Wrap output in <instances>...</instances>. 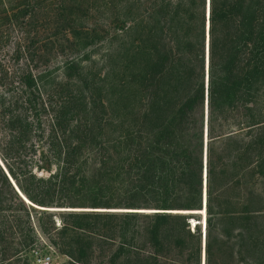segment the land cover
Here are the masks:
<instances>
[{"label": "trees", "instance_id": "16d2710c", "mask_svg": "<svg viewBox=\"0 0 264 264\" xmlns=\"http://www.w3.org/2000/svg\"><path fill=\"white\" fill-rule=\"evenodd\" d=\"M103 174L151 211L63 212L66 264H201L204 217L205 264H264V0H0V264L55 224L20 191Z\"/></svg>", "mask_w": 264, "mask_h": 264}, {"label": "rangeland", "instance_id": "374dc122", "mask_svg": "<svg viewBox=\"0 0 264 264\" xmlns=\"http://www.w3.org/2000/svg\"><path fill=\"white\" fill-rule=\"evenodd\" d=\"M57 170V166L53 167V171ZM40 176L48 178L50 173L48 171L38 172ZM84 177V178H83ZM80 178V177H78ZM82 181L70 182L67 187L70 189L69 197L65 195H59L61 199H56L55 202L49 206L59 207L62 209H50L54 214L52 219L55 224L51 222V218L45 214L37 213V211L30 212L32 221L35 222V229L31 232L28 231L30 238L27 240V246L22 250V258L15 264H36L35 255H31V249L35 248L40 252H50L53 256L52 264H66L70 256L65 253L62 248L57 244L60 239L57 227H61L62 217H67L63 212L69 210H81L90 212H126L134 211L137 209L129 208H151L144 205H140L142 199L133 196L124 189L118 181L108 179L104 174L98 177H90L88 175L82 176ZM73 181V180H72ZM63 205V206H61ZM48 206V205H47ZM135 206V207H134ZM78 208V209H77ZM138 209V210H141ZM99 210V211H95ZM151 211V210H143ZM197 216L203 220V216L200 213ZM43 227L40 226V220ZM120 217L116 215V218L108 221L109 223H120ZM47 227V228H46ZM202 227V226H201ZM205 232V230H204ZM61 248V249H60ZM36 251V250H35Z\"/></svg>", "mask_w": 264, "mask_h": 264}, {"label": "water", "instance_id": "95a60500", "mask_svg": "<svg viewBox=\"0 0 264 264\" xmlns=\"http://www.w3.org/2000/svg\"><path fill=\"white\" fill-rule=\"evenodd\" d=\"M205 170V169H204ZM204 174H205V172H204ZM203 189H204V187H203ZM20 191V190H19ZM20 193L22 194V196L27 200V201H29L30 203H32L33 205H35V206H38V207H40V208H45V209H62V208H59V207H47V205H40V204H37V203H35V202H33V201H31L25 194H23L21 191H20ZM29 199V200H28ZM205 200H206V198H205V190H204V192H203V198H202V208L204 207V205H205ZM192 212H199V211H194V210H191ZM194 219H192V222H193V224H194V222H198V221H193ZM201 226H202V244H201V246H202V251H201V264H205V246H204V244H205V237L203 236V223L201 224Z\"/></svg>", "mask_w": 264, "mask_h": 264}, {"label": "built area", "instance_id": "2783aa9c", "mask_svg": "<svg viewBox=\"0 0 264 264\" xmlns=\"http://www.w3.org/2000/svg\"><path fill=\"white\" fill-rule=\"evenodd\" d=\"M35 263L36 264H52L53 256L52 253L35 251Z\"/></svg>", "mask_w": 264, "mask_h": 264}, {"label": "bare ground", "instance_id": "6f19581e", "mask_svg": "<svg viewBox=\"0 0 264 264\" xmlns=\"http://www.w3.org/2000/svg\"><path fill=\"white\" fill-rule=\"evenodd\" d=\"M28 200H29V199H28ZM36 207H37V206H36ZM204 207H205V206H204ZM204 207H203V208H204ZM39 208H40V207H39ZM77 209H78V208H77ZM141 210H149V209H141ZM150 210H151V209H150ZM152 211H153V210H152ZM194 211H199L198 213H200V214L206 216V210H205V209H203V210H202V209H201V210H194ZM204 216H203V217H204ZM193 221H197V220L194 219ZM201 222L204 223V224H203V236L205 237V232H204L205 229H204V226L206 227V218L204 217V220L201 221ZM201 222H199V223L202 224Z\"/></svg>", "mask_w": 264, "mask_h": 264}]
</instances>
